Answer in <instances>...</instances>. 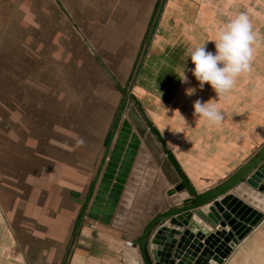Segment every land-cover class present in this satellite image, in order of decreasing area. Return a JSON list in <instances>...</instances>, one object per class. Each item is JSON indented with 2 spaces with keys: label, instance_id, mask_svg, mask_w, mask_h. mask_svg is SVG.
Masks as SVG:
<instances>
[{
  "label": "crops",
  "instance_id": "obj_1",
  "mask_svg": "<svg viewBox=\"0 0 264 264\" xmlns=\"http://www.w3.org/2000/svg\"><path fill=\"white\" fill-rule=\"evenodd\" d=\"M138 60L137 99L198 191L264 144V0H0V86L19 90L0 100V264H141L135 240L181 178L121 128L123 97L85 91L113 94ZM223 264H264V219Z\"/></svg>",
  "mask_w": 264,
  "mask_h": 264
},
{
  "label": "water",
  "instance_id": "obj_2",
  "mask_svg": "<svg viewBox=\"0 0 264 264\" xmlns=\"http://www.w3.org/2000/svg\"><path fill=\"white\" fill-rule=\"evenodd\" d=\"M141 112L181 178L173 188L179 199L135 240L141 264H223L264 219V144L223 181L198 191Z\"/></svg>",
  "mask_w": 264,
  "mask_h": 264
},
{
  "label": "rangeland",
  "instance_id": "obj_3",
  "mask_svg": "<svg viewBox=\"0 0 264 264\" xmlns=\"http://www.w3.org/2000/svg\"><path fill=\"white\" fill-rule=\"evenodd\" d=\"M192 44L193 43H191V45ZM191 47L194 48L193 45ZM142 48L143 49H141V54H142V51L144 50V48L148 52H151L152 49L150 47V40L145 41L143 43V47ZM156 52H157V50L155 51V53ZM152 53H154V52H152ZM141 54H140L139 58L141 57ZM46 58H47V56L45 57V59ZM12 60H13V58H12ZM23 60H24V58H16V61H19V62H21ZM10 62H11V60L9 61V63H8L9 65H7V67L5 66V62L1 63L0 65L3 66V67L8 68V70H10V68H12V70H14V68L11 65ZM138 64H139V60L134 65L133 71L130 72L125 79L119 77L120 74H117V75H119L118 77L120 78V81L118 82V84H119V86L121 88H119V89H115L114 88L113 94H112V89L110 87L109 88L107 87V88L98 89V88L94 87L95 86L94 84L92 85V87L90 89H86L85 91H86V96H88V98H90L94 103H96V101H94V100L96 99L97 96H98L99 100H102V99L104 100V97L106 98V96H108V97H113L114 96V98L116 100H119L120 98L123 97L122 100H124V105L123 106L120 105V107L117 108L118 109V113H119V110H120L121 107L124 108L123 111H122V114L120 116L122 118L121 119L122 123L120 124L121 128H129V129H134V130L139 131V133H140V134H138L139 137L142 136L141 138L144 139V143L146 144L145 146H147V145L149 146L150 152L153 153L152 155H154V153H155V155H156L155 159H156L159 156V153L164 152V151H163V148L161 147V144H160V141L158 140V138L156 136L152 135V131L149 128L148 123L146 122L145 118L142 115L141 111H143L149 117L146 109L144 108V106H142L140 101L137 99V90L135 88L136 82H135V84H133V81L135 79L134 75H135V72L137 70ZM14 67H17V66H14ZM0 69H2V68H0ZM47 72L45 73V76H47V75L49 76L50 73H51L50 71H47ZM90 74L93 77V79H95V80H97V75H98L101 78L100 81L103 84H105V85L107 84L106 82H107L108 79H107L105 74L101 73V76H100V74H98V72L96 70L93 71V69H92V72ZM7 75H8V73H7ZM11 75H13L12 77L14 79H16V78L18 79V77H19L18 75H20V74H18L16 72L15 73L12 72ZM1 76H4V73L0 74V77ZM64 76H65V74H64ZM2 85L3 84L1 83V86H0V100H3L4 98H9L10 95H12V96L15 95L17 98L19 97V90H13V89H10V88H8V89L7 88H3ZM30 90L31 89H29L27 91L24 90L23 92H21V94H23V96L27 97L28 102L36 100L35 97H37V96H38V99H39V94L37 95V90L34 89L31 92H30ZM58 91L56 90L55 94ZM61 95H62V91H61ZM76 96L80 97V93L79 92L76 93ZM39 100H41V99H39ZM103 100L102 101H98V102L99 103L100 102L103 103ZM17 101H19V100H17ZM120 104H122V102ZM10 105H11L10 107H12V109H16L15 107H17V106L20 109V105H17V106H14V104H10ZM39 106H43L44 107L43 110L46 113H49V114L54 113L55 114V112H57V110L55 108V105H52L51 103H49V104L45 103L43 105H37V107H39ZM27 107L28 108H34L33 107V103L30 106L27 105ZM3 108H4V105H1L0 109H3ZM7 110H9V109L7 108ZM38 110H40V108H38ZM77 112H78V110H77ZM0 123L2 125L0 127L1 128V131H0V133H1V135H0V148L3 151L5 149V145L7 144L6 139H5L6 138L5 133H7L6 132L7 130H5V129H7L8 125H9V121L5 122V121L2 120ZM21 124H22V128H24L25 127V123L22 121ZM27 124L29 125L27 130H28L29 134L31 135L28 138L33 139V137L35 138L36 136H34L35 132L33 133V131H31V127H37V125H35L34 122H32V121H29V123H27ZM47 127H48V125H41L40 129H41L42 133H45V136L49 137L50 134H51V131L49 133L46 132L47 131ZM50 128H51V126H50ZM34 129L35 128H33V130ZM17 138H18V136H17ZM157 160H158V158H157Z\"/></svg>",
  "mask_w": 264,
  "mask_h": 264
}]
</instances>
